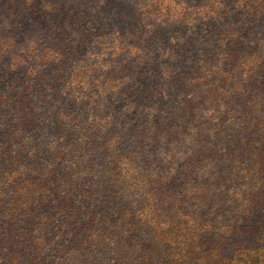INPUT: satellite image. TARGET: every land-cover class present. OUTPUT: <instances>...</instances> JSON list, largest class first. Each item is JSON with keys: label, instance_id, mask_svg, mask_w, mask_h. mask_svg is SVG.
I'll return each instance as SVG.
<instances>
[{"label": "trees", "instance_id": "16d2710c", "mask_svg": "<svg viewBox=\"0 0 264 264\" xmlns=\"http://www.w3.org/2000/svg\"><path fill=\"white\" fill-rule=\"evenodd\" d=\"M0 264H264V0H0Z\"/></svg>", "mask_w": 264, "mask_h": 264}]
</instances>
